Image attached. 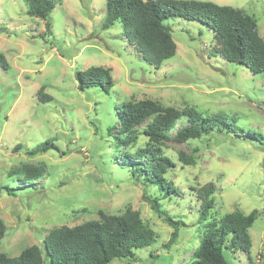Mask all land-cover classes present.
Here are the masks:
<instances>
[{
    "label": "rangeland",
    "instance_id": "374dc122",
    "mask_svg": "<svg viewBox=\"0 0 264 264\" xmlns=\"http://www.w3.org/2000/svg\"><path fill=\"white\" fill-rule=\"evenodd\" d=\"M241 8L257 19L264 37V0H203ZM27 0H0V51L10 67L0 70V217L7 225L1 250L16 256L31 245L43 247L51 229L100 219V212L139 210L157 241L136 250L135 261L108 264H188L204 235L198 189L213 182L211 219L257 210L250 228L251 258L228 252L232 264H264V144L248 132L204 135L158 143L174 165L166 172L181 192L163 197L157 186L132 173L124 154L150 142L147 123L137 127L131 146L117 120V103L153 99L179 109L232 115L246 129L264 133V72L228 61L215 48L214 32L201 21L172 18L177 53L160 66L149 64L124 34L121 23L104 27L106 0H58L44 19L28 14ZM93 65L112 69L114 87L81 90L76 72ZM53 98L40 102L37 93ZM184 121H179L172 135ZM113 130L111 132V128ZM115 135V136H114ZM48 142L55 148L34 153ZM194 155L195 164L180 155ZM46 170L36 184L18 183L19 168ZM140 174V173H137ZM9 186L14 187L12 190ZM11 193H14L11 194ZM162 195L161 208L180 220L179 236L168 248L174 227L144 198Z\"/></svg>",
    "mask_w": 264,
    "mask_h": 264
},
{
    "label": "trees",
    "instance_id": "16d2710c",
    "mask_svg": "<svg viewBox=\"0 0 264 264\" xmlns=\"http://www.w3.org/2000/svg\"><path fill=\"white\" fill-rule=\"evenodd\" d=\"M27 1L30 4L28 14L44 19L49 30L51 23L48 19L58 0ZM172 18L203 22L213 30L215 48L220 55L230 62L247 66L253 73L264 72V37L260 34L257 19L241 8L203 0H106L104 27L121 23L128 41L142 53L144 60L160 66L177 53L172 28L165 23ZM9 67L8 58L0 51V70ZM76 79L81 90L99 87L109 93L114 87L112 69L102 65L77 71ZM37 97L40 102L53 98L45 92V85L41 86ZM116 109L120 129L128 134L127 139L114 135L120 146H131L139 136L137 127L147 123L144 133L150 142L135 150H127L124 157L131 160L132 173L138 175L139 180L159 187L166 198L181 191L165 175L174 162L158 145L163 140L173 138L186 142L212 133L237 135L247 131L250 137L264 144V133L244 128L232 115L222 111L206 113L194 107L179 109L164 106L153 99L123 101L117 103ZM179 121L185 123L172 135ZM49 144L40 143L33 152L56 147ZM180 157L189 164L196 163L194 155L181 153ZM18 171L24 173L17 178V182L23 184H36V180L46 173L43 167L32 164L24 165ZM13 188L9 186V189ZM215 190V183L210 182L197 191L201 200L199 222H205L204 235L188 264H232L226 254L239 250L251 258L253 242L250 228L257 219V210L248 214L234 211L219 220H212L210 214L215 205ZM161 196L150 198L144 195V198L159 216L174 227L170 241L165 245L168 248L177 240L182 222L161 208ZM100 216V219L74 226L54 227L45 236L43 247L28 246L16 256H9L1 250L7 225L0 217V264H108L116 258H127L132 262L137 260V249L157 241L156 231L147 226L139 210L128 208L121 214L101 211Z\"/></svg>",
    "mask_w": 264,
    "mask_h": 264
}]
</instances>
